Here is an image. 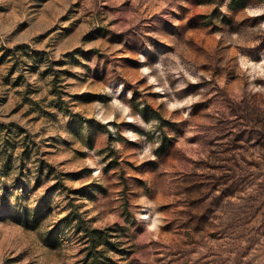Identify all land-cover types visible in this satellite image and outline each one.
I'll use <instances>...</instances> for the list:
<instances>
[{"label":"rangeland","instance_id":"obj_1","mask_svg":"<svg viewBox=\"0 0 264 264\" xmlns=\"http://www.w3.org/2000/svg\"><path fill=\"white\" fill-rule=\"evenodd\" d=\"M0 264H264V0H0Z\"/></svg>","mask_w":264,"mask_h":264},{"label":"trees","instance_id":"obj_2","mask_svg":"<svg viewBox=\"0 0 264 264\" xmlns=\"http://www.w3.org/2000/svg\"><path fill=\"white\" fill-rule=\"evenodd\" d=\"M233 2H234V0H233ZM233 4H234V3H232L231 6H230L231 9L234 8V5H233ZM239 6H241V5H238V7H239ZM43 165H44V164H43ZM46 167L49 168V169H53L52 166H50V165H46ZM60 186H63V188H66V186L63 185L62 182L60 181L58 185H55V186H54V189H56V188H58V187H60ZM32 218H34V220H37V219H38L37 216H31L30 209H26V211H25V226H30V220H31ZM35 226H36V225H35ZM35 226H34V227H35ZM93 232H94V235H92V236L90 237V241H91V254H92V255H95V257H96V255H98V254L100 253L99 251L96 250V248H97V245H98L97 240H98V238H100V236H101V232H100L98 229H94ZM100 244H101V243H100ZM107 244H108V241H105V242L103 243V245H107ZM104 260H105L106 262L108 261L107 258H105Z\"/></svg>","mask_w":264,"mask_h":264}]
</instances>
